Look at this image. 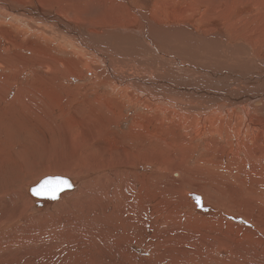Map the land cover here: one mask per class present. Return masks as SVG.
Instances as JSON below:
<instances>
[{
	"label": "bare ground",
	"instance_id": "6f19581e",
	"mask_svg": "<svg viewBox=\"0 0 264 264\" xmlns=\"http://www.w3.org/2000/svg\"><path fill=\"white\" fill-rule=\"evenodd\" d=\"M0 44V70L13 64L12 79L21 65L38 69L35 85L21 86L37 89L38 105L23 103L26 113L50 106L64 75L87 78L79 88L95 89L85 106L99 127L131 118L128 136L181 147L189 159L200 151L193 173L210 174L215 184L208 187L222 201L221 208L207 206L200 188L187 186L186 162L177 173L159 167L179 177L178 198L163 211L153 204L164 206L166 191H151L150 183L144 189V169L136 168L128 185L124 173L125 181L83 194L76 191L85 178L74 179L73 190L43 206L28 199L21 210L0 209V264H35L48 250L58 252L54 264H224L232 257L235 264H264V246L254 247L240 232L227 237L221 220L258 233L264 244V0H0ZM134 180L144 197L124 191ZM23 191L31 198L30 186ZM165 212L166 222L157 221ZM63 215L71 217V238L58 237L69 225ZM175 222L177 232L170 228ZM14 225L18 233L6 234ZM224 229L227 235L219 236ZM31 233L51 238L30 245Z\"/></svg>",
	"mask_w": 264,
	"mask_h": 264
},
{
	"label": "rangeland",
	"instance_id": "374dc122",
	"mask_svg": "<svg viewBox=\"0 0 264 264\" xmlns=\"http://www.w3.org/2000/svg\"><path fill=\"white\" fill-rule=\"evenodd\" d=\"M12 66L7 64L6 71L0 70V72L3 73L0 78V92H2V95L0 96V202L2 203L0 204V209H5V206L8 207L9 210L14 208H16V210H21V208H24L23 206L27 204L26 202H28V199L31 201L32 199L28 197L25 191L22 192V190H25L26 187H29L42 177L61 175L60 177L74 178L76 180H79V178H85L84 180H81L76 191L83 194L85 192L97 191L99 188L101 189L110 183L115 184L116 181H125V174L127 176L126 185H128L134 174L137 172L135 171L137 168L146 170L145 174L149 178V181L144 182V189H146V183H150V185H152L151 191H159V188L162 189L163 192L166 191V193H162V198L160 200H163L165 205L153 204V207L159 208L163 211L167 205L171 204V206H173L174 200H177L178 198V190L175 186L179 184L175 183L174 179L179 177H175L176 175L174 174L178 172V163L183 162H186L185 170L187 172L182 174V176L188 183L187 186H196L197 188H200L201 192H199V194L201 193L204 199V204L206 203L207 206H214L217 209L221 208L222 204L220 203H222V201L220 195H213L214 193H212L211 188L208 187L210 185L214 186V178H212L210 174H206V172L204 173V171L199 173V175L193 173L196 171L195 164L196 160L199 158L200 151L194 152L189 159L188 155L184 152L185 150L182 151L183 148L181 147L178 150L179 152H177L176 148L169 145L159 142L158 144L153 142L149 143L148 139H138L128 136L127 133L131 118L128 120H120L117 125H115L114 122H108L106 119L105 121L108 122V124L103 121L100 128L96 121L97 116L85 106L86 100L90 102L89 104L92 103L91 101L96 94L92 92H94L95 89L87 88L84 91L79 88V86L87 85L89 83L87 78H85L86 80L79 82L71 80V78L64 75L57 80L63 85V88L57 90L56 95L59 96L56 97L55 101H51L50 106L43 105V108L38 114L34 111L26 113L24 110L27 108L24 107L23 103H27L30 106L38 105V97H35L37 89L36 92L33 93L30 89L28 90L21 86H34L35 84H32L34 81L32 71H38V69L37 67H33L32 71H26L25 69H27V67L21 65L20 69L15 71L18 74L17 79H12ZM5 74H8L9 76H6ZM2 79H5V81H2ZM7 87L9 88V91L6 90ZM76 87H78L77 92L75 89ZM99 89L97 90L102 93L103 88ZM71 91H74V93H71ZM21 95H23L25 99H19ZM72 98L75 100L74 103H72L74 101ZM12 101L17 102V106L19 105L20 107L11 106ZM57 102L59 103L58 105ZM34 107L39 109L37 106ZM92 107L98 111L99 116H106V113L96 104L93 103ZM127 112L128 111H125V114ZM25 117L29 119H26ZM121 138L122 140H119ZM108 148L109 152H107ZM172 152H177V155L172 157ZM182 154L183 159L180 160V155ZM170 155L171 157H169ZM160 166L162 168L166 166L170 172L174 171L175 173H173L171 177V173L168 171V175L164 176V173L166 172L159 171ZM88 175L89 177L87 178ZM206 176H208V178ZM180 180L182 179H178V181ZM132 185L133 186H130V188L121 185L120 188L125 187L124 191L127 190L128 192L133 189V194L135 193L134 195L145 196L141 190L136 191L140 186V182L134 180L132 181ZM205 186L207 189L204 188ZM17 195H19L20 200L17 204H14V200L12 199L15 197L19 199ZM26 198L27 200H25ZM79 198L77 199L76 195H74L72 200L77 202ZM11 200L12 204L9 205ZM66 200L67 204L65 206L69 211L68 214H71V204L73 202H70L71 197H66ZM3 201L6 203H3ZM218 205H220V207ZM225 208L229 209L224 206L223 209ZM247 210L250 211V214L253 216L256 215V211H251V209ZM232 211L238 216L244 217L243 219L252 225V220L249 218L245 219V215L242 213L243 211L236 208ZM64 213L67 214L66 212ZM169 215V212H165V214L159 216L157 221L166 222L165 219L167 216L169 217ZM62 217H64L62 218L64 219V222L65 220H68L65 225H68L69 222L71 223V217L69 218L70 220L66 218L67 215H63ZM221 220L224 221L226 228L230 231V234L227 237H231L235 232H240V237L243 236L245 239H248L254 247L263 249L264 244L261 243L260 237L257 235L258 233L249 232L231 220L224 218ZM176 223L178 224V222H175L174 227H170L166 223V227H170L171 229L178 228L179 225ZM68 226L70 231L67 229ZM68 226H66V233H63L64 235H58V237L61 239L71 238V224ZM17 227H19L18 230ZM181 227V231H183L184 227ZM11 229L14 230L12 231ZM19 230L20 226L14 225L10 227L6 234H17ZM227 233L228 231L224 229V232L218 235L223 237L227 235ZM26 236L27 238L25 239V242L28 244H40L44 240L51 238L46 235L39 236L40 238H38V236L36 237L33 233ZM58 237L56 236V238ZM210 240L212 241V239ZM236 240L237 239H235V242ZM243 241L241 243L246 244V242ZM215 246L216 244H214L212 249H214ZM239 246V252L245 253L246 251L242 246ZM57 253L56 250H48L45 253L42 252V255H37V260L39 262H36L35 264H54L53 259L58 257ZM253 255L254 254L251 255L249 251V257ZM244 256L246 255H243L242 259H247ZM255 256H259V253ZM235 263L236 262L232 257L231 261H226L224 264Z\"/></svg>",
	"mask_w": 264,
	"mask_h": 264
},
{
	"label": "water",
	"instance_id": "95a60500",
	"mask_svg": "<svg viewBox=\"0 0 264 264\" xmlns=\"http://www.w3.org/2000/svg\"><path fill=\"white\" fill-rule=\"evenodd\" d=\"M58 180H66L68 182L67 186L61 187L58 191H56L55 196L53 197L52 193L50 191H41L39 194L36 193L35 190L40 189L41 186L44 184L45 181H58ZM75 186V180L74 178H68V177H43L40 180L34 182L30 185L31 189V199L34 202V208L37 206H43L44 202H47L51 199H57L62 193L70 192L73 190Z\"/></svg>",
	"mask_w": 264,
	"mask_h": 264
},
{
	"label": "snow or ice",
	"instance_id": "6c2138e0",
	"mask_svg": "<svg viewBox=\"0 0 264 264\" xmlns=\"http://www.w3.org/2000/svg\"><path fill=\"white\" fill-rule=\"evenodd\" d=\"M68 182L66 180H58V181H45L40 189L35 190L37 194L41 191H50L55 196L56 191H58L61 187L67 186Z\"/></svg>",
	"mask_w": 264,
	"mask_h": 264
}]
</instances>
